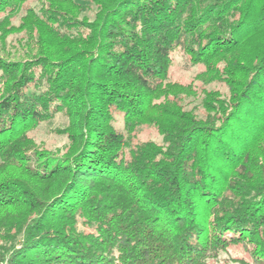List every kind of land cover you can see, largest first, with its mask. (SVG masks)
<instances>
[{
	"label": "trees",
	"instance_id": "1",
	"mask_svg": "<svg viewBox=\"0 0 264 264\" xmlns=\"http://www.w3.org/2000/svg\"><path fill=\"white\" fill-rule=\"evenodd\" d=\"M25 1L0 0L1 47L26 34L0 54V264H264V0Z\"/></svg>",
	"mask_w": 264,
	"mask_h": 264
},
{
	"label": "rangeland",
	"instance_id": "2",
	"mask_svg": "<svg viewBox=\"0 0 264 264\" xmlns=\"http://www.w3.org/2000/svg\"><path fill=\"white\" fill-rule=\"evenodd\" d=\"M50 0H26L25 4L27 6L33 7L36 10L38 8H49L51 7ZM24 13V9L20 10L17 15H15L11 20L12 24L19 25L20 17ZM86 15L90 18L92 12L88 7L86 9H79V16ZM25 38L26 34L23 30L19 31L17 34H13L8 38V43L3 45L2 48L0 45V54L5 55L9 54V52H14L16 54L22 55L23 48H25ZM202 67L197 65H191L189 63L188 57L183 53H177L174 57L173 64L170 67V80L181 82V83H195L199 85V80L195 78V75ZM212 86V85H211ZM214 87L219 88L223 91L222 85H214ZM200 97L192 100V104H198ZM67 123V119L62 114H56L49 121L42 122L38 124L31 132V134L35 137L37 141L43 142L45 146L54 148L57 146H61L67 142V138L65 135H62L58 128L64 126ZM139 137L143 139L153 138L154 140L159 141L160 136H158L157 132L151 127H144L139 132ZM230 234H226L229 236ZM249 249L251 248L248 245ZM247 253L243 247L240 245L229 247L228 251H224L220 254L219 258L223 261H232L234 257H247Z\"/></svg>",
	"mask_w": 264,
	"mask_h": 264
}]
</instances>
